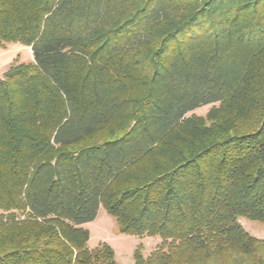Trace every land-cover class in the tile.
I'll return each mask as SVG.
<instances>
[{
    "label": "trees",
    "instance_id": "trees-1",
    "mask_svg": "<svg viewBox=\"0 0 264 264\" xmlns=\"http://www.w3.org/2000/svg\"><path fill=\"white\" fill-rule=\"evenodd\" d=\"M0 264H264V0H0ZM211 105L207 114L187 115Z\"/></svg>",
    "mask_w": 264,
    "mask_h": 264
},
{
    "label": "rangeland",
    "instance_id": "rangeland-1",
    "mask_svg": "<svg viewBox=\"0 0 264 264\" xmlns=\"http://www.w3.org/2000/svg\"><path fill=\"white\" fill-rule=\"evenodd\" d=\"M33 60L29 47L17 42L0 45V78L13 65L18 63H30ZM211 105H206L195 109L187 115H197L204 117ZM238 221L251 236L264 238V224L246 217H239ZM83 228L89 232L87 246L93 249L100 244H107L114 252V259L118 264H134L133 253L138 245H141V252L147 256L159 243L158 237H139L120 233L116 220L107 214L101 206L98 209L94 220L87 222Z\"/></svg>",
    "mask_w": 264,
    "mask_h": 264
}]
</instances>
